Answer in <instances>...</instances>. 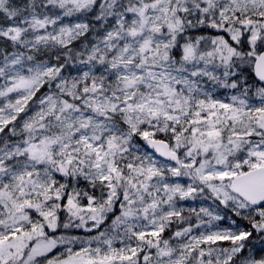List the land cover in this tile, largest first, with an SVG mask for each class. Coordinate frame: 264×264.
I'll use <instances>...</instances> for the list:
<instances>
[{"label": "snow or ice", "instance_id": "snow-or-ice-1", "mask_svg": "<svg viewBox=\"0 0 264 264\" xmlns=\"http://www.w3.org/2000/svg\"><path fill=\"white\" fill-rule=\"evenodd\" d=\"M0 264H264V0H0Z\"/></svg>", "mask_w": 264, "mask_h": 264}, {"label": "rangeland", "instance_id": "rangeland-1", "mask_svg": "<svg viewBox=\"0 0 264 264\" xmlns=\"http://www.w3.org/2000/svg\"><path fill=\"white\" fill-rule=\"evenodd\" d=\"M189 204H192V206H196V207H199L201 205L202 202L200 201H196V202H188ZM207 203H210V202H206L204 206H207ZM81 235H83V233H79Z\"/></svg>", "mask_w": 264, "mask_h": 264}]
</instances>
